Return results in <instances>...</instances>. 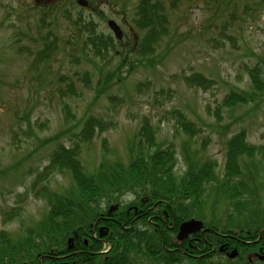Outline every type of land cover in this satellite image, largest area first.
I'll return each mask as SVG.
<instances>
[{"label": "rangeland", "instance_id": "1", "mask_svg": "<svg viewBox=\"0 0 264 264\" xmlns=\"http://www.w3.org/2000/svg\"><path fill=\"white\" fill-rule=\"evenodd\" d=\"M87 1L83 9L75 0H64L49 12L34 8L32 0H0V170H6L0 174V231L6 230L11 238L18 237L22 226L41 219L46 209L43 199L29 193L28 180L22 183L14 173L36 177L55 144L46 140L65 132L68 143L75 141L81 128L76 123L85 114L114 124L82 145L80 161L88 171L102 159L126 160L128 141L144 117L155 130V147L171 146L175 151L178 172L183 169L182 147L187 143L201 157L216 161L218 175L223 173L225 143L234 134L244 131L248 143L263 144L264 101L222 109L220 118L214 115L230 91L250 90L246 69L263 57L264 12L252 18L244 14L245 6L258 0H181L173 8L169 0H163L168 34L146 59L130 51L136 38L130 18L137 0ZM68 15L71 21L79 16L92 21L97 33L112 38L106 23L113 20L123 38L108 54L86 58L82 44L71 43ZM230 15L234 17L231 23ZM48 31L58 40L55 54L37 72H27L30 57L19 49H40V36ZM227 36H232L233 43ZM85 73L91 79L90 89L81 80ZM192 73L212 80V86L188 88L179 74ZM70 81L77 95L63 96L66 93L59 91H65ZM63 101L74 115L68 122L63 118ZM172 110L183 113L198 129L192 139L174 128L168 114ZM103 139L109 152L103 150ZM70 178L54 173L42 183L62 191L69 187ZM224 209L216 207V215L223 216ZM7 213L19 217L7 222L9 215L3 216Z\"/></svg>", "mask_w": 264, "mask_h": 264}, {"label": "trees", "instance_id": "2", "mask_svg": "<svg viewBox=\"0 0 264 264\" xmlns=\"http://www.w3.org/2000/svg\"><path fill=\"white\" fill-rule=\"evenodd\" d=\"M63 1L46 9H36L51 12ZM169 2L173 8L181 0ZM166 11L163 0H137L130 18L136 35L130 51L141 59L152 56L159 41L168 34ZM262 12L264 0L246 5L244 9V14L249 18L259 17ZM233 19V15H230L229 23ZM66 20L70 24L71 43L82 44L86 58L108 54L120 44L110 34L97 33L92 21H83L80 16L76 21H71L69 15ZM40 37V49H19L20 54L25 53L30 57L27 72H37L58 48L57 37L52 32L48 31L46 36ZM227 39L231 43L234 41L232 36H227ZM259 61L246 69L250 90L235 89L226 94L214 111L217 118H220L222 109L234 110L241 107L240 104L257 105L264 101V54ZM179 78L188 88L204 90L213 84L212 80L199 73L179 74ZM81 80L85 82L86 89L91 88L88 73ZM59 92L66 93L63 96L67 97L68 93L77 95L72 81L65 91ZM62 110L66 122L74 119L64 101ZM168 114L174 121V128L189 139L199 132L180 111L172 110ZM26 122L30 126L29 121ZM76 124L81 128L74 135L75 141L68 143L64 138L65 132L46 140L55 144L47 165L36 177L27 178V173L20 176L14 173L22 183L28 180L29 193L43 199L46 209L41 219L22 226L17 238H11L6 230L0 231V264H39V260H42V264H48V257L66 256L74 251L80 253L67 259L72 264H135V261L140 264H260L248 261L244 256L246 249H257V245H244L238 240L255 241L260 236L257 244L264 242V233L259 234V230L264 228V134L261 145L248 143L244 131L229 138L225 143L221 175L216 172V161L201 157L200 151L191 149L189 143L184 144L183 169L178 172L175 151L171 146L155 147V130L148 118L144 117L139 130L128 141L126 160L102 159L88 171L80 161L82 145L88 144L96 133L113 128L114 124L87 114ZM102 142L103 150L109 152L106 140ZM17 166L14 168L17 169ZM7 170L11 171L12 168ZM54 173L68 174L71 177L69 187L54 191L44 186L42 182ZM0 174H6V170H0ZM111 204L118 205V209L111 213L115 221H103L100 216L106 214ZM132 205L144 210L154 205V218L149 222L148 215H145L135 220L136 214L129 210ZM220 205L222 209L225 207L223 216H217L215 212ZM229 207L235 210L229 211ZM163 210L169 214L168 220L164 218ZM7 215V222L19 217L18 213L3 216ZM189 218L202 220L209 229L203 236L192 235L196 239L192 241L194 247L191 248V253L198 255L195 258L183 254L181 250H168H184L187 246V240L177 242L175 235L178 225ZM101 223L108 227L106 240L102 241L97 240L94 227ZM69 238L73 239L72 249L68 248ZM224 243L240 251L237 259L222 258L219 252L208 254L212 246L218 247ZM105 246L107 251L101 254ZM216 258H222L223 262Z\"/></svg>", "mask_w": 264, "mask_h": 264}, {"label": "flooded vegetation", "instance_id": "3", "mask_svg": "<svg viewBox=\"0 0 264 264\" xmlns=\"http://www.w3.org/2000/svg\"><path fill=\"white\" fill-rule=\"evenodd\" d=\"M143 203H145L143 201ZM129 210H132V213L136 214V216L134 217L135 220L139 219L140 217L142 216H145V215H148V221L151 222L152 218H154L155 216V210L154 209V205L150 206V207H147V209H143V208H139L138 206H135V205H132L129 207ZM163 214H164V218L165 219H169V214L166 213V211H163ZM112 215L106 213L105 215H102L100 216V218L103 220V221H115L113 217H111ZM95 227V230L98 232H102V229L101 228H104V227H107L105 225H103L102 223L100 225H96L94 226ZM108 228V227H107ZM263 229V228H262ZM261 229V230H262ZM107 236H103V237H98L97 240H106ZM193 240H196L193 236H190L188 239H187V246L184 248V250L182 249H179V248H172V249H168L170 251H179L181 250V252L185 255H188V256H191V257H198V255H194L191 253V248H193L194 246L192 245V241ZM260 241V237L256 240V241H243V240H240L241 243H243L244 245H249L251 243H254L255 245H257V249H254V250H249V249H246V251L244 252L245 253V257L248 258L249 261H252L251 258L253 257V259H258V257H256L255 254L257 253H262L264 254V242L261 241V244L258 245L257 243ZM86 243V242H85ZM224 245V249L222 251H219V246L218 247H215V246H212L211 249L208 251V254L210 253H215V252H219L222 254V256H225L232 248H229L228 246V243H224L222 244ZM73 248V247H72ZM251 251V252H250ZM77 253H80V252H76L74 251L73 253L71 254H68L66 256H56V257H48V264H72L71 261H68L67 259L71 258L72 256H75L77 255ZM188 253V254H187ZM102 254V253H101ZM73 259V258H72ZM71 259V260H72ZM42 260H39V264H42L41 263Z\"/></svg>", "mask_w": 264, "mask_h": 264}, {"label": "water", "instance_id": "4", "mask_svg": "<svg viewBox=\"0 0 264 264\" xmlns=\"http://www.w3.org/2000/svg\"><path fill=\"white\" fill-rule=\"evenodd\" d=\"M55 1H58V0H33V3L38 7H46L48 5H52ZM77 4L81 7L87 6V2L85 0H77ZM107 26L112 31L114 37L117 40L121 39L122 32L114 21H112V20L108 21ZM116 208H117V206H113V207H110L109 210L112 211V210H115ZM199 231L202 234L206 231L205 229H203V223L201 221L195 220V219L187 220L185 222H182L179 225L177 235H176V239L178 241H182V240L186 239L189 234L196 233ZM103 235L104 234L102 233V236ZM69 242H71V240H69ZM236 255H237V251H236V249H233L230 252V254L228 255V257L230 259H233ZM260 259L263 260L264 257H261Z\"/></svg>", "mask_w": 264, "mask_h": 264}]
</instances>
